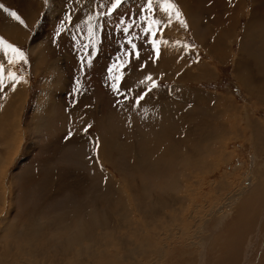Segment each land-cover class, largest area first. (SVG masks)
<instances>
[{
	"label": "rangeland",
	"instance_id": "1",
	"mask_svg": "<svg viewBox=\"0 0 264 264\" xmlns=\"http://www.w3.org/2000/svg\"><path fill=\"white\" fill-rule=\"evenodd\" d=\"M31 1L0 0L24 21V37L8 36L2 31L4 12L0 9V37L27 57V63H5L6 71L22 77L24 96L17 102L16 131L11 126L8 129L14 140L11 146L1 144L5 152L0 158V264H40L42 257L52 258L45 248L41 254L22 253L30 241L44 245L42 235L51 237L46 233L59 219L68 221V215L88 208L96 209L100 217L107 216L108 238H114V231H121L120 225L113 226L114 220L134 218L142 222V227L150 223L155 232L162 234V241L153 244L152 249L159 253L149 256L150 264H264V202L240 222L235 216L237 206L252 187L250 181L264 186V38L257 36L264 35V16L259 11L253 15L254 35L244 28L249 20L246 13L258 0H236L241 11L235 12L220 5L216 8L213 0H172L177 2L187 27L173 15L169 22H177L179 28L169 24L168 34L161 24L155 37L144 32L147 22L141 17L151 15L158 20V13L163 11L159 3L155 7L156 0L151 14L146 11L148 0H123L111 15L106 14L111 0ZM49 8L54 10L52 22L44 21ZM67 15L72 16L70 22L65 19ZM89 16L93 17L91 21ZM226 16L232 19L230 24H222ZM62 22L65 30L57 35ZM41 24H45L47 36L38 62L29 44ZM89 24L93 26L92 37ZM129 24L132 27L125 33L123 29ZM168 36L170 42L180 39L189 51L178 53L170 46L160 50ZM129 39L136 45L135 50L128 44ZM256 48L262 50L255 56L263 63L258 69L250 54ZM2 56L0 59H4ZM53 62L60 68L58 75L52 74L61 86L53 90L55 100H61L57 107L59 124L47 121L42 125L43 133H36L32 108L44 71ZM120 62H126L120 69L123 78L114 90L111 76L117 73L110 74L108 69ZM149 76L151 80L146 79ZM153 81L156 87L151 88ZM4 93L5 87L0 89V101H4ZM145 93L138 105V95ZM98 104L100 114L95 112ZM155 111L164 115L161 121L152 123L149 117ZM86 114H91V122L85 119ZM102 114H108L109 123L97 124ZM8 125L6 122L5 127ZM1 132L0 137L7 135ZM106 144L109 155L104 150ZM125 145L121 153L120 147ZM35 219L43 223L41 238L25 237L21 241L20 231L31 228ZM101 223L93 228L94 236L101 234ZM145 248L143 245L141 251ZM162 249L168 251L166 255L160 253ZM112 262L117 263L114 259Z\"/></svg>",
	"mask_w": 264,
	"mask_h": 264
},
{
	"label": "bare ground",
	"instance_id": "2",
	"mask_svg": "<svg viewBox=\"0 0 264 264\" xmlns=\"http://www.w3.org/2000/svg\"><path fill=\"white\" fill-rule=\"evenodd\" d=\"M213 6H215L216 8L220 5L221 7H224V9L226 10H230V11H241L240 7L237 3L236 0H213ZM24 2V1H23ZM33 1L28 0V3H32ZM39 4V3H38ZM53 7V6H52ZM56 7V6H55ZM155 7L157 8V2L155 3ZM58 7H56L57 9ZM34 10V9H33ZM259 11L260 12V16H264V0H258L257 5H253L251 7V9L246 13L247 14V18L249 20H247L248 26L246 27L244 25V28H246L245 31H250V33L252 35H254V27H252L251 22H252V17L253 15ZM31 12V11H30ZM47 17L45 18L44 21H48V22H52L53 20V13L54 10L53 8H49V10L47 11ZM4 14V15H3ZM2 16L4 18L3 24H2V31L3 33L7 34L8 36L14 37L15 39H21V37H24V33H23V28L22 25L20 24L18 21H16L15 19H13L11 16H9L7 13H3ZM259 16V17H260ZM158 20L162 21V25H165L167 27V32L169 34V24L173 25L174 27H177L176 29L179 28L178 24H176L175 22H169L168 16L166 13L161 12L158 13L157 15ZM192 18V17H191ZM217 19V18H216ZM194 20V19H193ZM197 20V19H195ZM218 20V19H217ZM255 20V19H253ZM190 21V20H189ZM232 21V19L229 16H226L225 18L221 19L222 24H230V22ZM45 22V24H46ZM245 23V24H247ZM45 24H41L40 28L38 29V31L36 32L35 36L33 37V39L30 42V47L29 50L34 53L35 55V60L40 62L42 53L44 51L41 52L40 47L43 45L45 39H46V32L44 33V31L46 29H44ZM48 24V23H47ZM254 24V23H253ZM190 25V24H189ZM220 25V24H218ZM221 26V25H220ZM172 28V27H171ZM209 28V27H208ZM166 29V28H165ZM197 29V28H196ZM199 29V28H198ZM257 29V28H255ZM200 31V30H199ZM263 31V29H262ZM175 32V31H174ZM203 32V31H202ZM257 32V31H256ZM230 33V32H229ZM247 33V32H245ZM224 34V33H223ZM261 34V33H260ZM257 35L258 37H262L264 38V35ZM195 35V34H194ZM200 35V34H198ZM226 35V34H225ZM250 35V34H249ZM170 36V35H169ZM169 36L166 37V40L163 41L164 46L161 47L160 50H167V48L170 46L172 47V49L174 51H179L178 53H181V51L185 54L187 53V51H189L187 49V47H185V45H183V43H181L178 39L177 40H172L171 42L169 41ZM199 37V36H198ZM230 37V36H229ZM248 37V35H247ZM249 38V37H248ZM172 39V38H171ZM197 39V38H196ZM199 39V38H198ZM232 39V38H231ZM252 37L251 40L249 38V40L252 42ZM164 40V39H163ZM248 40V41H249ZM255 40V39H254ZM263 40V39H262ZM261 40V42H262ZM170 42V43H169ZM247 42V41H246ZM257 42V41H256ZM186 43V42H185ZM248 43V42H247ZM238 44V43H237ZM244 44V43H243ZM254 44V43H253ZM257 44V43H256ZM261 44V43H260ZM259 44V46H260ZM188 45V44H187ZM233 45V44H232ZM205 46V44H204ZM248 46V45H246ZM245 46V48H246ZM169 47V48H170ZM229 47V46H228ZM243 47V46H242ZM206 48V47H205ZM258 48V47H257ZM256 48V49H257ZM260 48V47H259ZM237 49V47H236ZM44 50V48H43ZM232 50V49H231ZM230 50V51H231ZM249 50V49H248ZM253 58L255 59L256 54L261 55L262 54V50L257 49V51H252L250 50ZM173 52V51H172ZM241 52V51H240ZM182 54V55H184ZM212 54V53H211ZM2 52H0V56H2ZM195 55V54H194ZM173 56V54H172ZM237 56V55H236ZM3 57V56H2ZM215 57V56H213ZM263 57V56H262ZM261 57V58H262ZM236 58V57H235ZM220 60V59H219ZM237 60V59H236ZM250 60V59H249ZM255 65L254 68L258 69V65L262 63V60H260V58L255 59ZM221 61V60H220ZM235 61V60H234ZM204 62V61H203ZM230 62V61H229ZM233 62V61H232ZM197 63V62H196ZM202 63V62H201ZM231 63V62H230ZM254 63V62H253ZM264 63V62H263ZM262 63V64H263ZM162 64V63H161ZM169 64V63H168ZM203 64V63H202ZM225 64V63H224ZM194 65V64H193ZM196 65V64H195ZM201 65V64H200ZM204 65V64H203ZM208 65V64H207ZM236 65V64H235ZM166 66V65H165ZM181 66V65H180ZM178 66V67H180ZM184 66V65H183ZM192 66V65H191ZM155 67V66H154ZM161 67V66H160ZM201 67V66H199ZM242 67V66H241ZM253 67V66H252ZM45 69V68H44ZM150 69V68H149ZM186 69V68H185ZM197 69V68H195ZM204 69V68H202ZM242 69V68H241ZM160 70V69H159ZM162 70V69H161ZM164 70V69H163ZM181 70V69H180ZM184 70V67H183ZM198 70V69H197ZM201 70V68H200ZM236 70V69H234ZM168 71V70H167ZM199 71V70H198ZM240 71V70H238ZM45 72V77L43 79V81L41 82V90L40 92H37V96H36V102L34 107L32 108V115H31V119H32V127L33 129L36 131V133H40L42 132V125L45 124L47 121H49L51 124H59L57 117L59 115L58 113V104H60L61 100L57 99L55 100V94L53 92V90L59 86H57V81L54 79L55 77L52 76L53 73L55 74H59L60 73V68H59V64H56L55 62L51 63L50 65H48L46 67ZM161 72V71H159ZM179 72V71H178ZM185 72V71H184ZM192 72V71H190ZM205 72L206 69H205ZM171 73V72H169ZM188 73V72H187ZM194 73V71H193ZM202 73V72H201ZM200 73V74H201ZM243 73H245L243 71ZM263 73V72H262ZM179 74V73H178ZM189 74V73H188ZM109 75V74H108ZM176 75V74H175ZM181 75V74H179ZM236 77V74H234ZM177 76V75H176ZM189 76V75H188ZM206 76V75H205ZM264 76V73L262 75V77ZM61 77V76H60ZM173 77V76H172ZM175 77V76H174ZM179 77V76H177ZM182 77V76H180ZM195 77V76H194ZM243 77V76H242ZM252 77V76H251ZM261 77V76H260ZM203 78V77H202ZM249 78V76H248ZM253 78V77H252ZM255 78V77H254ZM176 79V78H175ZM180 78H178L177 80H179ZM245 79V77H244ZM251 80V79H249ZM261 80V79H260ZM65 81V80H64ZM195 81H197L195 79ZM183 82V81H182ZM4 84L6 85L5 89L7 91V93H10L9 97H4L5 99V103L4 101L0 102V114H1V118H0V132L3 131V133H7L6 136H2L0 137V158L1 156L4 155V148L3 145L4 144H8V146H11V141L14 139H10V135L8 133V129L11 126V130L16 131L15 126L18 125L15 122V111L18 110L17 109V102L18 99H21V97L24 96V94H21L24 90L21 89V83H16L15 84V89L13 90L12 87V82L9 81L6 77L4 80ZM177 85V84H176ZM255 85V84H253ZM263 85V83H262ZM179 86H184L183 83H179ZM261 86V85H260ZM61 87V86H60ZM59 87V88H60ZM175 88V87H174ZM173 88V89H174ZM246 88V87H245ZM177 89H179L177 87ZM182 91H184L185 89H180ZM195 90V89H193ZM190 90V91H193ZM199 90V88L197 89ZM196 90V91H197ZM201 90V89H200ZM174 91V90H173ZM257 92V91H256ZM207 94V93H206ZM212 94V93H211ZM258 94V93H257ZM256 94V95H257ZM163 95V94H162ZM91 96V95H90ZM125 96V95H124ZM123 96V97H124ZM151 96V95H150ZM150 96H148V98H151ZM166 96V95H165ZM193 96V95H192ZM195 96V95H194ZM213 96V94H212ZM74 97V96H73ZM92 97V96H91ZM97 97V96H96ZM154 97V96H153ZM234 97V96H233ZM212 98V97H211ZM261 98V97H260ZM91 99V98H90ZM89 99V100H90ZM172 99V98H171ZM218 99V98H217ZM82 100V99H81ZM92 100V99H91ZM200 100V99H199ZM162 101V100H161ZM172 101V100H171ZM201 101V100H200ZM204 101V100H202ZM228 101V100H227ZM226 101V102H227ZM20 102V101H19ZM84 102V101H83ZM167 102V101H166ZM165 102V103H166ZM176 102V101H175ZM180 102V101H179ZM213 102V101H212ZM187 103V102H186ZM209 103V102H207ZM224 103V102H223ZM222 103V104H223ZM146 104V103H145ZM196 104V103H195ZM233 104V103H232ZM167 105V104H166ZM169 105V104H168ZM173 105V103H172ZM205 105V104H203ZM228 106V104H225ZM263 105V103H262ZM118 106V105H117ZM123 106V105H122ZM142 106V104H141ZM220 106V105H219ZM237 106V105H236ZM235 106V107H236ZM244 106V105H243ZM247 106V105H246ZM245 106V107H246ZM19 107V106H18ZM21 107V106H20ZM58 107V108H57ZM71 107V106H70ZM95 107L99 110L96 109V113L99 112L100 114V107L99 104L95 105ZM143 107V106H142ZM145 107V106H144ZM154 107V105H153ZM170 107V106H169ZM187 107V106H186ZM203 107V106H202ZM222 107V106H221ZM230 107V106H229ZM228 107V108H229ZM156 108V107H155ZM164 108H166L164 106ZM227 108V107H225ZM231 108V107H230ZM233 108V107H232ZM237 108V107H236ZM150 109V108H149ZM209 109V108H207ZM239 110L243 109L241 107H238ZM237 109V110H238ZM21 110V109H20ZM152 110V109H151ZM156 110V109H155ZM231 110V109H230ZM236 110V111H237ZM238 110V111H239ZM90 111V110H89ZM157 111V110H156ZM155 111V112H156ZM163 111L166 113L168 110L167 109H163ZM184 111V110H183ZM237 111V112H238ZM59 112L62 113V110H59ZM103 112V111H102ZM65 113V112H64ZM121 113V112H119ZM160 113V114H159ZM81 114V113H80ZM188 114V113H187ZM10 115V116H9ZM66 115V113H65ZM82 115V114H81ZM95 115V114H94ZM93 115V116H94ZM103 115V114H102ZM141 115V114H140ZM163 112H156L155 114H151L149 117V120H151L152 123H156L158 121L162 120V116H163ZM189 115V114H188ZM191 116V115H190ZM189 116V117H190ZM214 116V115H213ZM85 119L87 120V122H91L90 118L91 114H86L85 115ZM118 117V116H117ZM202 117V116H201ZM216 117V115H215ZM59 118V117H58ZM140 118V117H139ZM191 118V117H190ZM203 118V117H202ZM16 119H18L16 117ZM80 119L82 122H85V120L83 118ZM95 120V119H94ZM93 120V121H94ZM109 120V116L108 114L103 115L102 117H97L96 122L97 124L104 122V124L106 123V121L108 122ZM114 120V119H113ZM142 120V119H141ZM173 120V119H171ZM214 120V119H213ZM212 120V121H213ZM20 121V120H19ZM112 121V119H111ZM189 121V120H188ZM192 121V120H191ZM197 121V120H196ZM204 121V120H203ZM209 121V120H208ZM207 121V122H208ZM6 122H8L10 125H8V128L5 127ZM195 122V121H194ZM198 122V121H197ZM5 123V124H4ZM109 123V122H108ZM212 123V122H211ZM248 123V122H247ZM250 123V122H249ZM63 124V123H62ZM198 124V123H197ZM103 125V124H102ZM108 125V124H107ZM111 125V124H110ZM182 125V124H181ZM196 125V124H195ZM251 125V124H250ZM97 126V125H96ZM113 126V125H112ZM185 126V125H183ZM225 126V125H223ZM106 127V126H105ZM252 127V125H251ZM95 128V126H94ZM112 128V127H111ZM190 128V127H189ZM188 128V129H189ZM226 128V127H225ZM182 129V128H181ZM180 129V130H181ZM199 129V128H198ZM254 129V128H253ZM45 130V129H44ZM110 130V129H109ZM187 130V129H185ZM192 130V129H191ZM226 130V129H225ZM55 131V130H54ZM105 131V130H104ZM188 131V130H187ZM218 131V130H217ZM217 131H214V134L217 135ZM224 131V130H222ZM221 131V132H222ZM111 132V130H110ZM116 132V131H115ZM119 132V131H118ZM185 132V131H184ZM190 132V129H189ZM255 132V131H254ZM2 133V132H1ZM15 133V132H14ZM19 133V132H18ZM43 133V132H42ZM109 134V132H106ZM112 133V132H111ZM181 133V132H180ZM195 135V132H193ZM199 133V132H198ZM183 134V133H182ZM192 134V133H191ZM5 135V134H4ZM48 135V134H47ZM111 135V134H110ZM190 135V134H187ZM192 135V136H193ZM17 136V135H16ZM179 136V135H178ZM197 136V135H196ZM200 136V134H199ZM18 137V136H17ZM205 137V135H204ZM100 139H103L104 136L100 134ZM108 138V137H107ZM114 139V138H113ZM188 139V138H186ZM200 139V138H199ZM199 139H195L196 142H199ZM17 140V139H15ZM194 139H192L191 141H193ZM209 140V138H208ZM213 140V139H212ZM103 141V140H102ZM107 141V140H106ZM110 142V141H109ZM117 142V141H116ZM123 142L125 143V140H123ZM252 142V141H251ZM259 142V141H258ZM4 143V144H3ZM3 144V145H1ZM260 144V142H259ZM258 144V145H259ZM116 145V144H115ZM253 145V144H252ZM7 146V147H8ZM18 146V145H17ZM127 145L120 147L121 149V153L126 150ZM146 147V146H145ZM263 147V146H262ZM148 148V147H147ZM218 148V147H217ZM200 149V148H199ZM264 149V148H263ZM262 149V150H263ZM3 150V151H2ZM104 150L106 151V153H110V149H109V144H106L104 147ZM135 150V149H133ZM129 150H127L128 152ZM254 151V150H253ZM130 152V151H129ZM133 152V151H132ZM135 152V151H134ZM142 152V150H141ZM140 152V153H141ZM216 152V151H215ZM137 154V153H135ZM259 154V153H257ZM141 155V154H140ZM107 156V155H106ZM105 156V157H106ZM104 157V156H103ZM256 158V157H254ZM106 159V158H105ZM264 163V162H263ZM261 163V164H263ZM150 164V163H149ZM1 165V164H0ZM152 166V165H151ZM2 167V166H1ZM104 171V170H103ZM261 176L264 175V168H262L261 170ZM257 176H260L259 171L256 172ZM101 175H103L105 177V175L102 173ZM102 176V177H103ZM261 176L259 178H261ZM107 177V176H106ZM262 180V179H261ZM258 181V180H257ZM168 182V181H167ZM105 183V182H104ZM110 183V180L108 178V183ZM250 185H252L251 188H249V190L247 191V195L246 197L240 201L239 205L236 208L235 211V216H237L236 218V222H240L242 217H248L249 214H251L253 211L255 210H259V207L261 206V203L264 202V186L262 183L258 182H251L249 183ZM105 185V184H104ZM247 188V189H248ZM105 189V188H104ZM169 189V188H168ZM245 190V189H244ZM100 193V192H99ZM110 194V193H109ZM108 195V194H107ZM110 198V197H109ZM232 199V197H231ZM234 199V198H233ZM109 200V199H107ZM158 202H156V205ZM121 207V206H119ZM87 209V208H86ZM106 210L105 207H103V210ZM91 210V211H89ZM126 210V209H125ZM124 210V211H125ZM145 211V210H144ZM150 211V210H149ZM262 211H264V207L262 208ZM117 212V210H116ZM127 212V211H126ZM70 213V212H69ZM68 213V214H69ZM108 213V212H107ZM119 213V212H118ZM152 213V212H151ZM110 215V214H108ZM262 218H264V214L261 215ZM110 217V216H109ZM126 217V216H125ZM124 217V218H125ZM148 217V216H147ZM152 217V216H151ZM121 219V218H120ZM210 219H213L212 217ZM109 219L107 218V216L104 218V216L100 217L99 216V212L96 209H92V208H88L87 210H84L83 212L81 211H76L73 215H68V221H66V218L64 219H59V223L54 225V226H50V230H48L46 234L50 235L51 237H47V236H43L42 235V242L44 243V245L39 246L37 245L35 242L30 241L29 244L27 246L24 247L25 252L24 253H30V255L32 254H41L45 250H49L52 253V258L47 260V257H42V261L40 264H71L72 262H78L79 264H100L101 260H104V263L101 264H150L149 262V256L152 255L153 253H159V251H157L156 249H152L153 244L154 245H158V241L161 240L159 238H162V234L160 235L158 232H155L153 230V227H151L150 223L144 225V227H142V222H140L139 220L136 219H131V220H114L113 226L115 225H120V229L121 231H114V238H108V231H110V226H109ZM214 220V219H213ZM62 221V222H61ZM104 223H101L103 222ZM11 222V221H9ZM14 222V221H13ZM13 222L11 223V226L13 224ZM101 226V234L94 236L93 235V228L95 226L100 225ZM42 222L39 221L38 219H35V221L32 222V227L29 228L28 230H24V231H20V236H22L20 238L21 241H25V237L29 240L31 239H39L41 238V227H42ZM214 224V223H213ZM239 224V223H238ZM9 225V224H8ZM17 225V224H16ZM18 226V225H17ZM48 227V226H47ZM47 227L43 230V232H45V230L47 229ZM17 228V227H16ZM114 228V227H113ZM8 229V228H6ZM25 229V228H24ZM117 229V228H116ZM115 229V230H116ZM146 229V230H145ZM148 229V230H147ZM22 230V229H21ZM8 231V230H7ZM214 231V230H213ZM143 232V233H141ZM163 233H166V231L164 230ZM44 234V233H43ZM45 234V235H46ZM117 234V235H116ZM4 235V234H3ZM169 236V235H168ZM4 237V236H3ZM133 237V239H132ZM14 238V237H13ZM5 239V238H4ZM18 240V241H20ZM45 240V241H43ZM131 240H134L135 242H132ZM41 241V239H40ZM162 241V240H161ZM4 242V241H3ZM8 243V242H7ZM18 243V242H17ZM164 242L161 243V245H163V247L165 246L163 244ZM166 243V242H165ZM113 244V245H112ZM146 246V248L144 250L141 251L142 246ZM169 245V244H168ZM115 247V248H109V247ZM7 247V246H6ZM8 248V247H7ZM107 250V251H106ZM1 251V250H0ZM59 251V253H58ZM163 251V249H162ZM168 251H163L160 253H163V255H166ZM46 253V251H45ZM44 253V254H45ZM20 254V255H22ZM50 254V253H49ZM160 255V254H159ZM51 256V255H50ZM249 256V255H248ZM18 257V255H17ZM138 257V258H137ZM162 257V254L161 256ZM166 257V256H165ZM26 258V256H25ZM30 259L32 257H29ZM34 258V257H33ZM49 258V256H48ZM10 259V258H9ZM28 259V258H27ZM117 261V263L112 262V260ZM20 261V260H19ZM31 262V261H30ZM149 262V263H148ZM2 263V262H1ZM3 264V263H2ZM8 264H13V262H8Z\"/></svg>",
	"mask_w": 264,
	"mask_h": 264
},
{
	"label": "snow or ice",
	"instance_id": "3",
	"mask_svg": "<svg viewBox=\"0 0 264 264\" xmlns=\"http://www.w3.org/2000/svg\"><path fill=\"white\" fill-rule=\"evenodd\" d=\"M45 2L47 3L48 0H45ZM156 2L159 3L161 10L167 14L169 20H171L172 16L174 15L182 26L187 27L185 21L180 18L182 14L177 9L176 5L171 2V0H156ZM77 3H79V0H77ZM122 3H123V0H111V6L108 8V12L106 14L107 15L113 14L122 5ZM0 9H2L4 13H7L9 16H11L13 19L18 21L19 23L24 24V21L21 19V17L15 11H10L7 7H5L4 4L0 3ZM152 9H153V0H148L146 11L151 14ZM65 19L66 21L70 22L72 20V16L67 15ZM92 19L93 17L89 16V20L91 21ZM141 19L147 22V27L144 29V32L151 33V35L155 37L157 35V31L159 30V27L162 21L152 18L151 15L142 16ZM131 27H132V24H129V26L124 28L123 31L125 33H128ZM64 30H65V25H64V22H62L59 29L57 30V35H59L60 32ZM88 33H89V37L93 36V26L91 24H89ZM152 43H153V46L155 47L156 41L153 40ZM128 44L131 45L132 50L136 49V45L132 43L131 39L128 40ZM85 47H87V45H85ZM156 50H157V55H159L158 48ZM0 52H2L3 58H4V59H0V89H3L4 87H6V85L4 84V80L6 77L9 81L12 82V87L14 90L15 84L19 83L22 77L18 76L17 73L14 71H10V70L6 71L5 63L10 66H15L16 64L20 62L27 63V57L20 48L12 45L7 40H5L3 37H0ZM128 54L131 55V52H129ZM136 56L137 58H139L138 52H136ZM125 63L126 62H120L118 64H113L112 67L108 69L110 74H112L114 71L117 73L116 75L111 76L112 80L115 81V83H113L112 85L114 90L118 89L119 82L123 78L122 74L120 73V69L124 67ZM146 79L151 80L152 78L149 76V77H146ZM154 87H156L155 81H153L151 85V88H154ZM151 88L149 89V91H151ZM146 95L147 93H145L144 95H138L136 99V103L139 105L140 102L145 99ZM85 131H87V128H85Z\"/></svg>",
	"mask_w": 264,
	"mask_h": 264
},
{
	"label": "crops",
	"instance_id": "4",
	"mask_svg": "<svg viewBox=\"0 0 264 264\" xmlns=\"http://www.w3.org/2000/svg\"><path fill=\"white\" fill-rule=\"evenodd\" d=\"M171 2L174 3V4L176 3V7H178L176 1L173 2V1L171 0ZM9 96H10V93H7V94L4 93V94L1 95V97H2L3 99H5L6 97H9ZM4 97H5V98H4ZM19 101H20V99H18V102H19ZM0 102H1V101H0ZM4 103H5V100H4ZM16 106H17V105H16Z\"/></svg>",
	"mask_w": 264,
	"mask_h": 264
}]
</instances>
